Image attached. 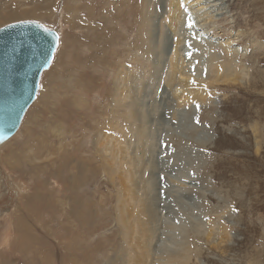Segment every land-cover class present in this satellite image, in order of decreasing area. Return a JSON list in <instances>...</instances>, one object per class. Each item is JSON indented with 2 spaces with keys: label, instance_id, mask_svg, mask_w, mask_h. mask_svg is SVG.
I'll use <instances>...</instances> for the list:
<instances>
[{
  "label": "rangeland",
  "instance_id": "obj_1",
  "mask_svg": "<svg viewBox=\"0 0 264 264\" xmlns=\"http://www.w3.org/2000/svg\"><path fill=\"white\" fill-rule=\"evenodd\" d=\"M168 2L0 0L59 36L0 143V264H264V0ZM175 48L238 79L182 101Z\"/></svg>",
  "mask_w": 264,
  "mask_h": 264
},
{
  "label": "water",
  "instance_id": "obj_2",
  "mask_svg": "<svg viewBox=\"0 0 264 264\" xmlns=\"http://www.w3.org/2000/svg\"><path fill=\"white\" fill-rule=\"evenodd\" d=\"M57 37L56 31L30 21L0 28V143L17 131L33 102L39 76L54 56Z\"/></svg>",
  "mask_w": 264,
  "mask_h": 264
},
{
  "label": "bare ground",
  "instance_id": "obj_3",
  "mask_svg": "<svg viewBox=\"0 0 264 264\" xmlns=\"http://www.w3.org/2000/svg\"><path fill=\"white\" fill-rule=\"evenodd\" d=\"M168 1L169 2H168L167 20L170 24H172L174 22L175 18L178 15V5L180 3L185 4L187 6H192V7H195V6L197 7L200 3H202L201 0H168ZM18 14L24 15V16H30V15L36 14V11L30 10V11L17 12V10L16 11L7 10V11H5L4 14H2L0 12V18H2V19L8 18L9 19V18L13 17L14 15H18ZM34 16H36V15H34ZM224 47H226V49H227L228 48L227 44L224 45ZM180 61H181L180 55L178 54V52L175 48L173 50V54L170 58V64H171V68H172V74L174 76H176L180 81V86H179V88L176 89L175 92L178 95L177 97H180L182 101H190V100H194V99H203L205 97V91H207V90H205L207 81H209L210 84H218V83H224V82L225 83L233 82V81L238 79L234 73L227 72L228 71L227 69H224V67L222 68V66L217 65L216 66V73L210 79L208 77L207 81H205V80L203 81V80H199V79L196 80L194 77H191V76L188 77V76H184V74H182V72L180 71ZM193 80L195 81V84L192 83ZM146 199L147 198H145V202L147 204L144 202V205L145 204L149 205L148 202L146 201ZM146 209H144V210H146ZM126 227L127 226H125V228ZM126 229H128V228H126ZM150 236H151V234H150ZM141 242H142V239H141ZM182 257L180 258L179 254L178 255H172L169 257L170 258L169 262H170V264H180V262H183V260H184V257L183 258Z\"/></svg>",
  "mask_w": 264,
  "mask_h": 264
},
{
  "label": "snow or ice",
  "instance_id": "obj_4",
  "mask_svg": "<svg viewBox=\"0 0 264 264\" xmlns=\"http://www.w3.org/2000/svg\"><path fill=\"white\" fill-rule=\"evenodd\" d=\"M40 27H43V26L40 25ZM57 39H58V37H57ZM189 55H191V53H189ZM46 63H47V61H46ZM192 83L195 84V81L193 80Z\"/></svg>",
  "mask_w": 264,
  "mask_h": 264
}]
</instances>
